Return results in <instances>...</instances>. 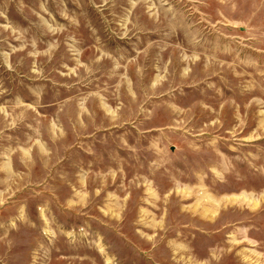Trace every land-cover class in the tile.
Here are the masks:
<instances>
[{
	"label": "rangeland",
	"instance_id": "1",
	"mask_svg": "<svg viewBox=\"0 0 264 264\" xmlns=\"http://www.w3.org/2000/svg\"><path fill=\"white\" fill-rule=\"evenodd\" d=\"M0 264H264V0H0Z\"/></svg>",
	"mask_w": 264,
	"mask_h": 264
},
{
	"label": "bare ground",
	"instance_id": "2",
	"mask_svg": "<svg viewBox=\"0 0 264 264\" xmlns=\"http://www.w3.org/2000/svg\"><path fill=\"white\" fill-rule=\"evenodd\" d=\"M256 204V203H255ZM258 204V203H257Z\"/></svg>",
	"mask_w": 264,
	"mask_h": 264
}]
</instances>
